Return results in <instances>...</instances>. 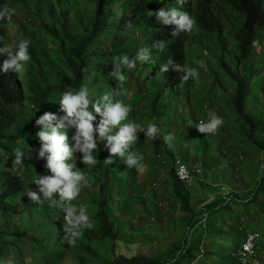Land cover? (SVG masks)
<instances>
[{"label": "trees", "instance_id": "trees-1", "mask_svg": "<svg viewBox=\"0 0 264 264\" xmlns=\"http://www.w3.org/2000/svg\"><path fill=\"white\" fill-rule=\"evenodd\" d=\"M16 1L0 0V6L7 5L13 9ZM20 1L29 15L39 19V32H44L52 39L60 53V60L56 62L53 59L51 51L45 47L38 32H33L20 23L16 28L17 33L12 35L10 20L6 18L0 20V48L6 45L15 48L22 39L31 41L29 46L31 59L26 63L22 73L0 71V263L15 255L14 249H22L24 245L23 239L26 234L20 233L18 228H13L17 225V219L31 210L29 206L16 202V199L28 200L29 186L26 180L34 181L38 175L51 174L45 167L46 161L38 158L40 142L35 136L39 131L35 124L36 119L45 112H50L57 117L53 124L57 123L64 115L59 103L62 94L66 91H78L82 85L89 87L93 97L103 96L108 89L93 88V84L100 80L108 83L112 80V85L117 87L115 97L122 101L121 95L126 80L122 84H117V81L109 76L114 70L113 63L118 62L114 58L124 55L134 57L141 48H152L156 41H167L165 50L160 52L152 48L151 62L143 65L137 63V66L150 68L145 77L148 85L146 89L152 101L153 118L161 129V142L155 143L154 146L161 147L165 153L163 166L165 162L171 164L169 179L174 183L177 195L183 196L184 201L187 199V195L182 193L186 187L177 179L175 173L174 152H179H173L172 146L177 149L184 140V143L190 144L196 153L204 155L209 152L210 155L212 151L206 150L207 140L204 134L198 132L196 125L201 121L206 122L212 108L217 110L216 106L210 107L215 103L216 88L229 98V103H232L244 141L260 148L262 152L261 176L250 191L249 198L240 200L232 192L233 195H228L230 197L227 200H233V208L226 207L223 204L226 199L220 201V198L207 205L199 216L191 211L188 205L183 207L184 211L189 213L190 219L179 245V251L184 252V255H179L174 264L204 256H199L194 244L187 247V238L188 234L197 225H202L212 213L219 211L230 213L235 209L239 214L246 211L247 219H250V211L258 219L264 218V134L261 138L256 137V132L261 126L257 114L263 116L264 110L258 109L257 102L248 98L255 94L254 86L250 84L252 76L257 73L253 60L254 51L259 48L258 39L264 41V0H186L181 10L194 19L195 26L191 33L181 32L178 36H171L174 25H162L156 21L155 15L149 16L150 12L155 13L160 9L180 7L177 0ZM219 11L224 13L225 21L220 17ZM46 13L55 20L45 22L42 18ZM227 22H231L230 26L226 25ZM15 51L13 49V54ZM8 58L6 53H0V68ZM169 58L181 65L196 68L198 78L181 82L183 73L171 69L167 73H159V65L166 63ZM201 59L204 60V64L198 65L197 60ZM137 66L134 69H137ZM122 71L127 81H132L133 69ZM260 106L264 108V102ZM161 108L163 112L159 111ZM162 113H165V116H162ZM187 113L189 121L186 120ZM161 118L164 119V129L159 125ZM98 120L99 117L97 122ZM66 131L71 141L75 129L68 128ZM167 134H171L172 139L176 135L177 138L179 136L180 143L172 144L171 141L165 143L162 137ZM29 144L30 147H26ZM105 144L106 142L98 143L96 154L99 165L91 166L90 169L97 174L91 185L98 187L99 192L93 193L91 198V204L95 205V212L89 211L93 227L84 229L81 235L80 242L86 254L98 264H173L164 263L160 257L135 255L126 246L133 244L125 241L126 239L121 240V227L126 219L123 214H116L113 192L118 194L120 200H124L126 186H133L137 178L132 170H128V176L120 180L114 177L122 170V166L127 165L120 157H112L114 161L112 164L105 163V159L110 156ZM16 147H21L25 152L33 150L19 165L14 163L13 150ZM149 149L148 145L137 143L132 146V150L141 155L149 152ZM201 161L202 177L210 180L207 174L213 173L212 165L209 161L205 164L203 159ZM225 176L231 180L232 172L231 175ZM192 177L198 180L200 175L193 174ZM116 181L118 182L114 184ZM157 181L162 182L164 179L160 175ZM200 184L210 191L225 188H222L221 184L217 187L209 186L206 182ZM41 197L43 199V194ZM130 201L131 199L124 205L123 212L126 215L129 214L127 211H132ZM46 203L38 204L36 208L41 211L50 209L57 219L61 218L62 211L50 208ZM240 204L242 211L237 209ZM252 205H255V208H251ZM242 220L241 218L240 221ZM64 225L63 219V223L56 226L64 229ZM203 227H206L205 223ZM240 228L238 227V230L242 231ZM238 230L236 229V233L240 238L243 233L237 232ZM221 232L220 229L212 228L210 234L206 233L202 238L214 237ZM104 243L111 244V260L102 258L92 248L93 244ZM199 243L197 242V245ZM206 252L213 257V251ZM230 257L235 264L231 255ZM44 262L61 264L58 258L50 254L45 257Z\"/></svg>", "mask_w": 264, "mask_h": 264}, {"label": "rangeland", "instance_id": "rangeland-1", "mask_svg": "<svg viewBox=\"0 0 264 264\" xmlns=\"http://www.w3.org/2000/svg\"><path fill=\"white\" fill-rule=\"evenodd\" d=\"M15 14L10 19V26L12 28L11 33L15 35L17 33V26L23 23L29 30L38 32L45 44V47L50 50L53 59L56 62L60 60V53L57 46L53 43L52 39L44 32H39V19L35 16L29 15L23 8V3L20 0L16 1ZM220 17L223 21L224 13L219 11ZM45 22L54 21L55 18L46 13L42 18ZM231 22H227L226 25L230 26ZM124 30V28H122ZM259 48L254 51V62L257 67V73L252 76L251 86H254V95L248 96L254 102H257L258 109L260 104L264 102V41L258 39ZM198 65H203L204 60H197ZM231 65H233L231 61ZM150 72V68L144 66H137V69H133L131 74L133 75L132 81L124 82V89L122 92V101L130 105L132 111L129 114L127 122H134L145 126L148 123H155V119L152 115V101L150 100L149 93L147 91L148 85L145 82L146 75ZM103 80L96 81L93 84L95 89H105L107 92H112L115 95L117 87ZM216 97L215 103L211 106H216L210 110L211 113H215L221 117L224 121L223 125L219 128L216 134H204L206 141V150L212 151L208 153H196V151L188 145L184 140L180 143V137L177 135L171 142L172 144L180 143L176 149L172 146V151L175 153L176 160H180L190 166V169L201 171L198 180L195 178L189 184H184L186 187L182 193L187 195V199L184 201L183 196L179 197L174 189V183L170 181V167L169 162H165L163 166V160L165 161V153L159 146H154L155 143L161 142L160 134L156 140L147 139L143 132L138 134L137 144L148 145L149 152L144 155H137L142 157L141 164L143 171H138L136 168H128L122 166V170L115 174L114 177L118 180L124 176H128V170H132L133 174L137 178L136 183L133 186H126L125 198L120 200L118 194L113 192L114 207L117 209L116 214L125 217L126 222L121 227V240L126 239L128 243L127 248L135 255H149L151 257H160L164 263H175L177 258L184 255V252L179 251V245L181 239L185 234L187 224L190 219L188 212L184 211L183 207H188L191 211L196 212L199 216L201 211L206 208L212 201L227 200L232 192L238 196L240 200H246L250 197V191L255 187L258 179L261 176V158L262 152L260 148L251 146L244 141V137L240 132V123L237 122V115L233 110L232 103H229V98L217 88L215 89ZM115 99H117L115 97ZM162 101L159 102L161 104ZM255 107V106H254ZM163 112V108L159 109ZM189 113L186 115V120L189 121ZM165 116V113L161 114ZM202 115V114H201ZM257 119L261 122V126L256 132V137L261 138L264 134V115L257 114ZM207 121V119H206ZM156 124V123H155ZM190 124V123H189ZM159 125L162 129L165 127L164 119L161 118ZM118 131V129L116 130ZM106 142V141H105ZM208 142V143H207ZM98 143H104L98 141ZM151 145V146H150ZM26 147H30V144ZM180 148V149H179ZM76 166L77 170L83 171L88 178V185L81 191L77 200L73 201L76 205L88 204L87 208L90 213L95 212V205L91 204V198L93 193H98L99 188L94 186V178L97 176L96 172L90 170L91 166H85L81 160V153L76 154ZM94 155L97 156L96 153ZM75 159V158H74ZM122 159V158H121ZM205 164L207 161L212 165L213 173H208L206 177H202L201 160ZM162 160V161H160ZM202 163V164H203ZM221 164V165H220ZM99 162L97 163L98 166ZM219 166V167H218ZM124 167V168H123ZM11 168V166L9 167ZM87 170H83V169ZM216 169V170H215ZM222 170L220 172L219 170ZM163 171V172H162ZM232 179L228 180L225 175H231ZM23 174V172H22ZM21 175V174H20ZM164 179V181H157L158 177ZM214 179V181L212 180ZM225 179V180H224ZM29 190L37 191L38 187L33 181L26 180ZM116 181L114 184H116ZM201 182H206L207 185L221 184L223 190L217 189L216 191H210L208 188L201 186ZM223 183V184H222ZM154 184L157 187L154 188ZM27 191V193H28ZM42 193H40L41 195ZM232 194V195H233ZM28 197V196H27ZM42 198V197H41ZM54 199L59 200L58 194H54ZM132 206V211H127L128 215L123 212L124 205L128 203ZM18 203L25 204L31 208L29 212L23 213L19 219H17V225L13 229H17L20 233H25L26 237L23 239V248L14 249L15 255H12L6 260H3L0 264H44V259L47 255H52L60 260L61 264H98L86 254L82 243L80 242L81 236H79L74 244H69L63 239L65 232L61 226L65 213L61 212V218H56L49 210L42 211L37 207V203L32 202L28 197L25 199H16ZM223 202L228 208H233V200L229 199ZM222 203V202H221ZM239 204V203H238ZM48 205V203H46ZM251 208H255L252 205ZM242 211L241 204L237 208ZM230 212V211H229ZM47 215V216H46ZM239 216H243L240 217ZM250 219H247V213H237L235 209L228 213L226 211L214 212L204 220L202 225H197L193 229L187 238V247L192 244L197 248L199 256L204 255L201 258L191 259L189 261L183 260L180 264H234L231 260V253L242 242L243 237L253 232L260 234L264 240V218L258 219L257 216L250 211ZM243 219L240 221V219ZM58 220V224H57ZM205 223V228L203 227ZM15 224V223H14ZM12 224V225H14ZM58 227V228H56ZM238 227L242 231L238 230ZM220 229L222 232L214 237L202 238L207 234H210L211 229ZM243 233L239 238L236 233ZM244 233L245 236H244ZM197 242H200L197 245ZM111 244L104 243L102 245L93 244L92 248L102 258L112 259ZM213 251V257L209 256L206 252ZM74 252V254H72ZM204 252L206 254H204ZM70 253V254H69ZM197 254V255H198ZM263 247L260 252V263L264 264ZM198 256V257H199ZM220 261L222 263H220ZM178 264V263H176Z\"/></svg>", "mask_w": 264, "mask_h": 264}, {"label": "clouds", "instance_id": "clouds-1", "mask_svg": "<svg viewBox=\"0 0 264 264\" xmlns=\"http://www.w3.org/2000/svg\"><path fill=\"white\" fill-rule=\"evenodd\" d=\"M180 7H173L168 10L160 9L149 16L155 15L156 21L162 25H174L171 36H178L181 32L191 33L195 26L194 19L181 7L186 0H177ZM15 14V9L7 5L0 6V20H10ZM29 39H22L15 48L6 45L0 48V53H6L8 59L3 62L0 71L3 73H22L26 63L31 59L29 53ZM167 41H156L152 48L156 51H164ZM152 48H141L134 57L124 55L114 58V70L109 73L111 78L122 84L126 80L125 69H134L137 63L143 65L151 62ZM15 49V54H13ZM183 73L181 82H186L190 78L197 79L198 71L194 67H188L174 62L169 58L166 63L159 65V73H167L169 70ZM60 109L64 113L59 118L45 112L35 124L39 131L35 133L40 142L38 158L46 161L45 167L51 173L36 178L33 183L37 185L38 192L29 190L27 196L32 202L41 204L47 202L50 208L60 209L65 213L63 239L69 244H74L76 239L82 235L84 229L93 227L89 210L84 205H76L81 191L88 185V178L83 171L77 170L76 153H81L79 158L85 166H95L98 163L97 156L98 141L105 142L110 156L105 159V163H114L112 157L123 158L128 168H136L143 171L141 164L142 157L132 150V146L138 140V134L143 132L147 139L156 140L161 129L155 123H148L145 126L134 122H127L132 111L130 105L121 100L115 99L112 92H105L103 96L95 98L90 93L87 85H82L78 91H66L59 101ZM97 117L99 120L97 122ZM224 121L215 113H209L207 121H201L196 125V129L202 134H216ZM74 128L75 134L69 140L67 129ZM118 129V131H116ZM165 143L172 140L171 134L162 137ZM14 163L22 164L28 158L32 149L25 152L21 147L14 150ZM75 158V159H74ZM7 159V157H5ZM40 193L43 194V199ZM54 194H58L59 200L54 199Z\"/></svg>", "mask_w": 264, "mask_h": 264}, {"label": "built area", "instance_id": "built-area-1", "mask_svg": "<svg viewBox=\"0 0 264 264\" xmlns=\"http://www.w3.org/2000/svg\"><path fill=\"white\" fill-rule=\"evenodd\" d=\"M196 169V168H195ZM190 169L186 163L180 160H176L175 173L177 179L183 184H189L192 180V175H199L200 171ZM157 184H154V188ZM263 247L264 254V240L261 236L253 232L244 237L241 244L231 253L232 259L235 264H261L260 263V252Z\"/></svg>", "mask_w": 264, "mask_h": 264}]
</instances>
